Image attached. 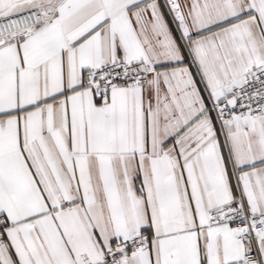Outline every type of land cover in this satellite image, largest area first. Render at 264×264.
Here are the masks:
<instances>
[{
    "label": "snow or ice",
    "instance_id": "6c2138e0",
    "mask_svg": "<svg viewBox=\"0 0 264 264\" xmlns=\"http://www.w3.org/2000/svg\"><path fill=\"white\" fill-rule=\"evenodd\" d=\"M0 264H264V0H0Z\"/></svg>",
    "mask_w": 264,
    "mask_h": 264
}]
</instances>
